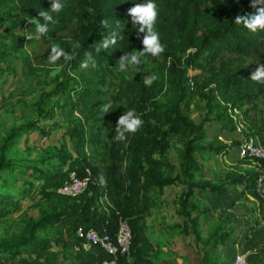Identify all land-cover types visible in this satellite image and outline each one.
I'll return each instance as SVG.
<instances>
[{
    "label": "trees",
    "instance_id": "1",
    "mask_svg": "<svg viewBox=\"0 0 264 264\" xmlns=\"http://www.w3.org/2000/svg\"><path fill=\"white\" fill-rule=\"evenodd\" d=\"M51 2L0 0V78L20 67L23 92L34 94L31 104L2 106L12 117L19 114L20 122L10 124L0 116V264H158L159 247L145 222L171 185L183 187L177 210L185 225L192 223L193 229L186 228L205 253L201 264H219L213 252L232 239L231 233L217 227L203 238L194 231L199 217L193 214L200 206L190 196L223 193L220 185L197 179L198 156L228 154L243 140H209L192 107L204 104L206 115L222 122L223 131L234 133L241 124L244 138L259 137L264 147V83L250 78L264 65V30L251 32L234 22L237 15L256 14L259 5L251 6L253 0H154V30L163 51L156 57L146 54L136 69L125 72L118 61L142 51L146 34L132 26L128 9L146 0H58L59 12H50ZM41 11L53 20L44 21ZM30 20L44 24L46 33L36 32ZM113 31L123 38L100 47ZM53 44L70 54L69 61L62 55L54 64L47 62ZM56 71L62 80L47 90ZM148 75L156 79L146 86ZM104 104L110 107L102 113ZM129 109L143 123L136 132L124 133V141L116 140L118 120ZM55 112L64 120L72 148L47 153L44 147L33 159L11 157L12 150L32 154L31 144L20 146L23 134H44L39 121L53 119ZM224 170L223 183L251 188L264 172V159L248 156ZM71 173L88 178L76 196L57 191ZM34 187L41 189V198L19 218L12 217ZM121 221L130 231L125 252L118 241ZM90 230L108 237L116 253L99 243L86 247Z\"/></svg>",
    "mask_w": 264,
    "mask_h": 264
},
{
    "label": "rangeland",
    "instance_id": "2",
    "mask_svg": "<svg viewBox=\"0 0 264 264\" xmlns=\"http://www.w3.org/2000/svg\"><path fill=\"white\" fill-rule=\"evenodd\" d=\"M59 73L60 71H56L53 74L51 85L47 90L58 86L62 80ZM195 73L198 71L190 72L191 75ZM23 82L24 77L20 67L4 80L0 78V116H3L7 123L12 124L14 120L20 122L19 114L12 117L2 109V106L14 103L27 105L34 100L33 93L23 92ZM192 117L197 124L204 125L203 131L209 140H221L223 143L234 141V137H231L232 134L229 135L223 131L222 122L213 120L214 115H206L204 104L197 108L192 107ZM39 122L45 133L42 134L37 130L25 132L20 144L22 149L26 146V142L31 144L33 146L32 154L16 155V151L12 150L11 157H17L19 160L33 159L37 155V151H43L44 147L49 149L47 153L52 152L55 147L58 149L72 148L73 142L63 129L65 128L64 120L57 112L53 119L47 116ZM54 123H58V126H54ZM237 131L242 135L239 137L241 140H248L243 136L245 130L241 124ZM254 139H259V137ZM240 147L241 145L232 148L230 153ZM71 153L76 156L75 151L71 150ZM212 153L207 157L198 156L200 170L197 179L208 180L213 184L220 185L223 188V193L197 191L190 196V201L200 206V209L193 214V216L199 217L194 231H198L203 238H206L217 227L222 233L225 231L231 233L232 239L228 240L225 246L221 245L213 252L219 264H234L235 258L239 254L246 255V264H264V184L259 186L257 181L256 186L248 188L246 184L228 185L223 183L225 176L223 166L229 164L230 167H233L237 162L234 165L231 163L228 157L229 153L223 155ZM171 159L176 161L173 150ZM251 167L244 165L243 169H252ZM34 184L39 186V182H34ZM182 191L183 187L180 185L165 187L158 201L157 209L145 222L148 227V235L159 247L158 264H201V259L205 256L201 244L194 240L193 233L188 234L190 231L188 229H193L192 223L191 227L185 225L183 217L178 213L176 200ZM40 198L41 189L34 187L11 213L12 217L19 218ZM128 242V238H120V245L123 248H127ZM85 246L89 247L90 244L86 243Z\"/></svg>",
    "mask_w": 264,
    "mask_h": 264
},
{
    "label": "clouds",
    "instance_id": "3",
    "mask_svg": "<svg viewBox=\"0 0 264 264\" xmlns=\"http://www.w3.org/2000/svg\"><path fill=\"white\" fill-rule=\"evenodd\" d=\"M134 5L135 6L128 9V12L132 17L131 24L135 27L136 31H145L146 34L142 38V51H131L118 61L119 70L125 72L129 69H136L138 64L144 62L143 58L146 54L150 55L151 57H156L163 51V46L158 40V33L154 30V23L157 17V9L154 0H146L144 4ZM257 5H259V7H257L256 9V14H245L243 16L237 15L234 17V22L236 24H241L242 22L244 26L251 32H256L257 30H264V0H253L251 6L255 7ZM62 6V3L58 2V0H52L50 12H59ZM39 15L43 17L44 21L53 20V16L49 13L41 11ZM30 22L35 25L36 32L41 35L46 33V26L44 24H41L35 20H30ZM137 22H139V24L141 25L139 29H136ZM123 27L124 26H120L121 31ZM122 38L123 35H121V32L113 31L111 36H107L103 39L102 43L100 44V47L106 48L108 45H115L116 41ZM74 47L78 48L79 44L76 43ZM50 49L51 54L48 57L47 61L49 64H54V62H56L57 59L62 55L63 60L65 62L69 61L70 54L64 53L63 47L53 44L51 45ZM71 55L73 54L71 53ZM86 66V61L81 64V67ZM250 78L258 83H264V65H258L256 70L251 74ZM155 79V75H148V77L144 79V84L146 86H149ZM109 107V104L102 105V113L108 111ZM142 123L143 121L137 115L134 116V110L129 109L125 112V115L119 118L118 126L116 128L117 136L114 139L124 141L126 139L124 133L136 132ZM119 126H123V129H121Z\"/></svg>",
    "mask_w": 264,
    "mask_h": 264
},
{
    "label": "built area",
    "instance_id": "4",
    "mask_svg": "<svg viewBox=\"0 0 264 264\" xmlns=\"http://www.w3.org/2000/svg\"><path fill=\"white\" fill-rule=\"evenodd\" d=\"M239 155L241 158L245 157H255L256 159H264V147L259 142L258 139L249 138L248 140H244L239 148ZM259 186L264 184V172L258 178ZM88 178L80 179L77 177L75 173H71L70 178L66 181L61 187L58 188V192L68 196H76L82 193L87 187ZM81 234V231H79ZM120 238H128L130 239V231L126 222L121 221L120 233L118 235V241L120 244ZM86 239L89 244L91 243H99L102 247H104L110 253H116L117 247L112 243V241L108 237H100L98 233L94 230H90L86 234ZM121 246V245H120ZM129 246V242H128ZM127 248H122V251L125 252L128 250ZM104 264H116V262H105ZM234 264H246V255L239 254L235 258Z\"/></svg>",
    "mask_w": 264,
    "mask_h": 264
},
{
    "label": "crops",
    "instance_id": "5",
    "mask_svg": "<svg viewBox=\"0 0 264 264\" xmlns=\"http://www.w3.org/2000/svg\"><path fill=\"white\" fill-rule=\"evenodd\" d=\"M226 134H229V135L232 134L233 136H231V137H234V139H240L239 137L242 136L238 131H236L234 133L226 132ZM228 157H229V159H230V161H231V163L233 165L235 164V162H238L239 159H240V157H239V148L234 150V152L229 153ZM227 167H230V165L228 164V165H224L223 166L224 169L227 168ZM224 173H225V171H224Z\"/></svg>",
    "mask_w": 264,
    "mask_h": 264
}]
</instances>
